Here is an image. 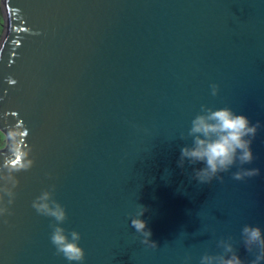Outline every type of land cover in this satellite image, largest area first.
<instances>
[{
  "label": "water",
  "instance_id": "1",
  "mask_svg": "<svg viewBox=\"0 0 264 264\" xmlns=\"http://www.w3.org/2000/svg\"><path fill=\"white\" fill-rule=\"evenodd\" d=\"M3 6L0 177L17 170L19 183L0 216V264H70L50 241L54 221L32 207L53 185L86 250L72 264H200L228 237L253 259L241 232L264 228V0ZM202 105L259 122L244 165L259 175L234 180L237 163L200 184L202 165L178 166ZM140 207L156 248L131 225Z\"/></svg>",
  "mask_w": 264,
  "mask_h": 264
},
{
  "label": "clouds",
  "instance_id": "2",
  "mask_svg": "<svg viewBox=\"0 0 264 264\" xmlns=\"http://www.w3.org/2000/svg\"><path fill=\"white\" fill-rule=\"evenodd\" d=\"M219 86H211V94L217 95ZM260 128L259 122L252 123L244 113H238L231 107L212 108L202 105L201 111L191 120V126L187 133H182L181 138H191L190 144H185L180 149L177 164L184 168L185 164L202 165L193 170L191 178L200 184H211L214 179L223 180L221 173L228 172L237 163L239 170L232 173L234 180L259 175L260 169L244 167L251 164L256 156L252 143ZM10 170L5 176L0 177V216L11 214L10 205L15 202V188L19 183L18 178ZM53 185L45 189L32 202V207L42 216L52 218V232L50 241L58 255L64 256L70 264L72 262H83L86 259V250L81 246V233L78 230L67 231L64 222L68 218L66 207L54 198ZM7 197V199H5ZM145 208L132 218L131 225L137 233L142 234V243L152 248L157 243L151 240L152 232L147 227V221L143 214ZM243 244L249 254L254 258L242 259L236 250L232 238H221L217 247L222 251L219 253H205L200 264H264V228L259 225L246 224L241 232Z\"/></svg>",
  "mask_w": 264,
  "mask_h": 264
},
{
  "label": "bare ground",
  "instance_id": "3",
  "mask_svg": "<svg viewBox=\"0 0 264 264\" xmlns=\"http://www.w3.org/2000/svg\"><path fill=\"white\" fill-rule=\"evenodd\" d=\"M0 37L4 31L5 28V12H4V7H3V0H0ZM3 132L0 130V142H1V136H2ZM4 145V144H3ZM0 144V147L3 146Z\"/></svg>",
  "mask_w": 264,
  "mask_h": 264
},
{
  "label": "rangeland",
  "instance_id": "4",
  "mask_svg": "<svg viewBox=\"0 0 264 264\" xmlns=\"http://www.w3.org/2000/svg\"><path fill=\"white\" fill-rule=\"evenodd\" d=\"M1 18V17H0ZM1 20V19H0ZM1 145L5 144V134L3 133L2 136H1V142H0Z\"/></svg>",
  "mask_w": 264,
  "mask_h": 264
},
{
  "label": "flooded vegetation",
  "instance_id": "5",
  "mask_svg": "<svg viewBox=\"0 0 264 264\" xmlns=\"http://www.w3.org/2000/svg\"><path fill=\"white\" fill-rule=\"evenodd\" d=\"M4 7V6H3ZM5 12V11H4ZM6 17V16H5Z\"/></svg>",
  "mask_w": 264,
  "mask_h": 264
},
{
  "label": "snow or ice",
  "instance_id": "6",
  "mask_svg": "<svg viewBox=\"0 0 264 264\" xmlns=\"http://www.w3.org/2000/svg\"><path fill=\"white\" fill-rule=\"evenodd\" d=\"M15 163V162H14Z\"/></svg>",
  "mask_w": 264,
  "mask_h": 264
}]
</instances>
